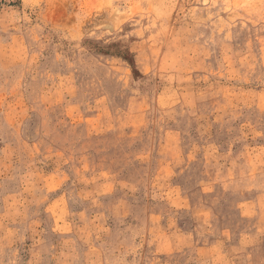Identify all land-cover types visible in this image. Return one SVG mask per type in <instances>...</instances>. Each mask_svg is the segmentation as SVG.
<instances>
[{
  "label": "rangeland",
  "instance_id": "obj_1",
  "mask_svg": "<svg viewBox=\"0 0 264 264\" xmlns=\"http://www.w3.org/2000/svg\"><path fill=\"white\" fill-rule=\"evenodd\" d=\"M0 1V264H264V0Z\"/></svg>",
  "mask_w": 264,
  "mask_h": 264
},
{
  "label": "trees",
  "instance_id": "obj_2",
  "mask_svg": "<svg viewBox=\"0 0 264 264\" xmlns=\"http://www.w3.org/2000/svg\"><path fill=\"white\" fill-rule=\"evenodd\" d=\"M0 3H1V1H0Z\"/></svg>",
  "mask_w": 264,
  "mask_h": 264
}]
</instances>
